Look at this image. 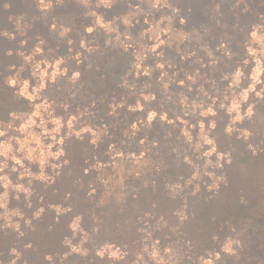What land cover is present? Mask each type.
<instances>
[{
	"label": "trees",
	"instance_id": "1",
	"mask_svg": "<svg viewBox=\"0 0 264 264\" xmlns=\"http://www.w3.org/2000/svg\"><path fill=\"white\" fill-rule=\"evenodd\" d=\"M119 1L43 0L31 124L0 129V264H264V22L216 51Z\"/></svg>",
	"mask_w": 264,
	"mask_h": 264
},
{
	"label": "rangeland",
	"instance_id": "2",
	"mask_svg": "<svg viewBox=\"0 0 264 264\" xmlns=\"http://www.w3.org/2000/svg\"><path fill=\"white\" fill-rule=\"evenodd\" d=\"M149 2L154 5L168 3L173 5L177 13L176 26L184 30L197 28L203 33L200 37L193 34L197 36L189 41V45L193 47L200 44L217 48L216 51H219L218 46L221 49V43L225 41L229 42L231 50H234L242 40L243 28L246 24L264 22V0H120L113 5V10L109 9L111 10L109 15L121 13L131 5H150ZM144 9L147 10L146 7ZM164 9L168 11L170 8L165 6ZM162 14L164 13L160 15ZM42 15L43 0H0V129L6 124L17 121L24 122L22 127L31 124V120L26 116L29 98L32 97L29 94L31 87L28 86V95H22L21 88L24 81L29 82L36 77L33 72L36 71L35 65L39 63L38 59L42 52L36 51L38 43L46 42L50 38L43 24ZM157 16L159 17V14ZM147 17L152 20L156 15L151 13ZM161 19L163 21L162 24L160 23L163 28L161 31L164 33L162 36L165 37L170 33L168 26L165 25L169 20L162 16ZM146 26L145 20L143 28ZM149 32L152 38L159 34L157 28H151ZM169 40L170 43L174 42L172 37ZM204 40L206 44L203 43ZM150 42L151 38L148 39V43ZM159 45L161 44L154 45L152 49L158 51ZM200 50L202 48H199ZM166 52L169 56H173L179 54L180 50L170 48ZM28 56L32 57L31 61L26 59ZM156 57H153L155 58L153 65H156ZM184 65L185 63L179 64L180 67ZM156 68L154 66V69ZM164 68L169 69L168 64L165 63ZM175 69H178L177 66L172 67L171 70ZM10 79L17 80L14 87L10 85ZM151 122H154V119ZM153 126L152 124L149 131L144 134L151 141L157 140L158 135L157 128ZM143 145L155 146L156 143L145 142Z\"/></svg>",
	"mask_w": 264,
	"mask_h": 264
},
{
	"label": "clouds",
	"instance_id": "3",
	"mask_svg": "<svg viewBox=\"0 0 264 264\" xmlns=\"http://www.w3.org/2000/svg\"><path fill=\"white\" fill-rule=\"evenodd\" d=\"M105 2L107 3V0H105ZM153 6L155 7L156 5H153ZM98 22L102 24V20L98 19ZM126 22H127V21H126ZM181 22L183 23V21H181ZM102 26H105V25L102 24ZM53 27H54V26H53ZM87 31H88V32H92V31H93V28L89 27V28L87 29ZM62 35H63V33H62ZM252 35H253L254 37H256L257 34H256L255 32H253ZM70 43H71V42H70ZM157 47H158V45H157ZM154 50H155V49H153V51H154ZM36 51H37V52H40V51H42V49L39 48V47H37ZM250 51H252V50L250 49ZM26 59L29 60V61H31L32 57H31V56H28ZM45 63H46V62H45ZM61 63H63V60H62V59L56 61V64H55V68H56V70L52 73V77H53V79H54V78L56 77V75L60 72V68H59V66H60ZM49 66L51 67V65H49ZM137 67H139V65H138ZM160 67H163V65H160ZM35 69L39 72V75H40V78H41V79H43V77H44L45 75H47V69H41L39 63L35 65ZM65 71H66V70H65ZM36 74H37V72L34 71V72H33V75L35 76ZM147 74H148V73L145 72V75H147ZM78 76H79V73H75V74H74V78H75V77H78ZM9 83H10L11 86L14 87V86L17 84V80H15V79H10ZM28 86H29V82H28V81H24V83H23V87L21 88V94H22V95H28V92H27ZM40 87H43V84H41ZM257 95H259V93H257ZM246 98H247V93H245V99H246ZM234 107H235V105H234ZM249 111H251V109H249ZM154 116H155V113L150 114V115H149V120L151 121V120L154 118ZM165 118H166V117H165ZM237 119H239V117H237ZM55 123H57V125H59V121H55ZM133 127H135V125H133ZM55 131H59V127H57V128L55 129ZM208 143H211V141L209 140ZM49 154H50V155H59L58 153H56V154L49 153ZM226 250H230V248H229V249H226Z\"/></svg>",
	"mask_w": 264,
	"mask_h": 264
}]
</instances>
